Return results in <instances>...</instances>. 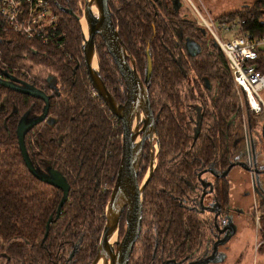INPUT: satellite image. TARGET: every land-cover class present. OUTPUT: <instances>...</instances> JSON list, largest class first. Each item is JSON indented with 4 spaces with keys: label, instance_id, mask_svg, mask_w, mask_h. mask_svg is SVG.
<instances>
[{
    "label": "trees",
    "instance_id": "trees-1",
    "mask_svg": "<svg viewBox=\"0 0 264 264\" xmlns=\"http://www.w3.org/2000/svg\"><path fill=\"white\" fill-rule=\"evenodd\" d=\"M79 2L80 0H57L56 4L53 1L67 35L63 44L43 47L18 36H14L12 42L0 43V76L12 75L21 86L32 85L51 95L46 120L25 133L30 160L40 174L47 172L49 167L56 169L71 185L70 200L63 206L60 217H56V210L62 199L61 191L40 181L31 173L25 164L17 135V127L22 119L33 121L43 114L45 101L0 85V239L14 242L10 250L18 258V262L22 263H25L28 240L31 239L34 244L43 239L51 215L54 221L47 242L59 222L62 224L61 228H65L67 223L73 221L81 229L86 227L87 241L90 238L89 231L94 230L93 242H99L106 222V207L122 156L121 121L111 114L93 90L84 67L83 32L76 17L83 13ZM61 4L73 10L75 15L60 9ZM109 4L120 36L142 77L147 68L146 51L148 48L150 50L153 61L150 82L152 91L157 88L162 92H174L170 89L174 85L170 80L175 77L179 85L190 79L193 71L200 72L201 76H215L216 79L221 76L230 77L226 60L212 35L204 26L201 30L199 22L193 21V25L184 23L170 0H165L161 8L147 0H109ZM219 18L227 21L245 19L247 29L263 34L264 0L256 1L240 12L216 19ZM187 38L202 42V52L196 56L180 52L181 47L185 48ZM95 41L103 80L114 98L123 102L126 97L123 78L102 37L97 35ZM30 45L34 47V52L29 50ZM25 52L28 53L26 56ZM26 58L33 66L49 70L52 87L41 86L47 83V79L38 81L25 76L31 69L22 64V60ZM253 63L264 73V49L259 50V56ZM222 83L224 97H233L235 87L232 92L227 82ZM232 114L235 117L239 114L241 134L243 117L251 127L257 124L255 114L243 109L237 113L230 107L224 116V127L227 126L228 118L234 117ZM171 117L173 113L165 114L168 121ZM146 169L147 165L139 176V181L143 180ZM160 182L162 180L158 181L154 173L143 194L144 213H154V218L160 225V241L165 244L174 241V246L182 244L180 248L184 249L186 245L183 238L190 235V245H197L198 221L194 217H187L184 206L173 197L174 194L169 195L166 191L161 199L158 198L156 190ZM231 195V186L227 180L217 182L216 196L222 206L229 205ZM258 210L264 222V198L260 201ZM253 224L255 226V221ZM125 225L123 217L120 222L121 235L124 234ZM142 240V248L148 249L152 238ZM258 250L264 252V244ZM150 251L143 254L144 257L147 256L145 262L150 260ZM96 252L97 248L93 254ZM137 252L138 248L132 259L137 256Z\"/></svg>",
    "mask_w": 264,
    "mask_h": 264
},
{
    "label": "flooded vegetation",
    "instance_id": "flooded-vegetation-1",
    "mask_svg": "<svg viewBox=\"0 0 264 264\" xmlns=\"http://www.w3.org/2000/svg\"><path fill=\"white\" fill-rule=\"evenodd\" d=\"M53 1L56 3L57 0H52V3ZM147 1L161 8L165 0ZM199 1L201 7H207L216 13L214 6L210 4L212 6L210 7L209 3H205L203 0ZM170 2L176 12L179 13L181 20L186 24L193 25L192 8L194 7H192L189 0H170ZM60 7L65 8L62 4ZM175 22H178V20ZM199 28L203 30V26L200 24ZM202 44V42L187 38L184 43L185 48L181 47L180 52L196 56V54L202 52ZM144 77L141 76L142 79ZM221 77L216 79L215 76H201L200 72L193 71V74L189 77L190 79L179 85L176 78L173 77L170 81L174 85L170 89L174 92H162L158 91L157 88L152 91L149 83V95L156 121V132L152 135V141L147 139L144 143V154L139 176L146 165L147 169L140 183L147 178L151 162L154 159L153 175L154 173L157 175L158 181L162 180L156 190L158 198L161 199L163 192L166 191L169 195L174 194L173 197L184 206L187 217H194V220L198 221L196 223L199 228L197 234L198 242L197 245L192 247L190 245L191 236L188 235L183 238L186 246L181 249L182 244L178 247L174 246V241L171 244L170 242L165 244L162 240L160 241V225L157 224L154 213L149 214V211L144 213L143 206L142 231L136 241L128 264H193L197 261L209 259L213 255L214 244L226 239L229 235L228 229L223 232L221 230L231 225L236 227L235 234L228 243L219 246L218 256L215 259L217 263L210 264H218L226 259L227 253L223 248L226 245L228 246L236 236L237 225L228 209L230 203L228 206H222L217 200L216 184L223 180H227L230 184L227 175L232 172L235 166H240L238 164L240 161L246 162V166L257 167L264 172V140H262L261 133H259V140L250 138V147L255 150L248 157L240 156V151L245 147L244 140L246 136L244 133L243 135L240 133L239 114L236 117L232 114L234 117L228 118L227 126L224 127L223 123L225 113L230 110V107L238 113L241 106L235 97L236 93L233 94V97H227V99L224 97L222 82H227L229 89L232 88V92L233 82L231 76L228 78ZM46 79L47 83L41 84V86L52 87L51 77L47 76ZM49 96L51 98V95ZM125 101L126 97L123 102ZM167 112L173 113V117L170 118L171 123L165 118ZM140 138H142V135ZM230 166L232 168L229 173L226 176H222L229 170ZM47 169V172H43V176H49L52 170L58 171L50 167ZM208 172L215 178V181L203 178V174ZM250 174L256 201L258 194L264 196L261 192L262 181L260 180L259 184L254 177L255 175ZM260 177L264 181V174H261ZM203 180L208 184L207 188L203 187ZM59 190L63 198V191ZM70 192L67 202L70 200ZM204 193L206 195L202 199ZM208 194H212L213 199L209 205H206L205 200ZM161 203L162 201H160ZM207 212H210L209 216ZM61 213L62 209L58 214L57 208L56 217H60ZM125 215L126 210L122 218H125ZM53 221L54 218L51 215L47 221L42 240L34 244H32L31 239L28 240L27 251H25V263L18 262V258L10 250V246L14 243L13 241L0 239V264H93L97 258L100 244V240L98 243L93 242L95 231H89L90 238L87 241L85 226L81 229V226L77 225L76 221H73L67 223V227L61 228L62 224L59 222L53 230L49 242H47ZM48 223L50 224L49 229L47 228ZM123 235L120 234L119 239H122ZM146 237L152 238V242L148 245V249L147 247L143 249L142 239ZM119 239L115 237L113 241L111 240L115 250H117ZM95 248H97V252L93 254ZM136 248H138L137 256L132 259ZM147 251L151 252V257L148 262H145L147 256L144 257L143 254ZM110 262L111 259L109 258L108 264Z\"/></svg>",
    "mask_w": 264,
    "mask_h": 264
},
{
    "label": "water",
    "instance_id": "water-1",
    "mask_svg": "<svg viewBox=\"0 0 264 264\" xmlns=\"http://www.w3.org/2000/svg\"><path fill=\"white\" fill-rule=\"evenodd\" d=\"M83 2L84 8L82 10V16L76 15V17L80 21L81 26L82 19L84 18L88 29V36L86 37L82 26L84 67L93 90L103 100L111 114L121 121L123 130L120 165L110 200L106 207V223L101 234L98 255L93 264H99L101 262H103V264H108L109 258L111 259L110 264H128L136 241L140 237L142 231V196L146 184L153 175L154 159L151 162L150 172L147 178L140 183L139 173L144 154V143L147 139L152 141V135L156 132V121L149 95V83L153 75L152 55L148 48L146 51L147 68L145 77L142 79L137 71L133 56L127 51V46L121 39L119 30L113 19L109 0H83ZM93 5H95V7H93ZM60 9L75 15L74 11L69 8L60 7ZM97 35H100L104 40L107 50L116 63L123 78L127 91L126 101L123 103L118 102L114 98L103 80L97 56L95 41ZM94 61L97 62L98 68H94ZM0 85L45 101L46 106L43 114L33 121L22 119L17 127V135L25 164L31 173L40 181L58 187L63 191V198L58 207L59 214L63 205L68 200L71 186L67 179L58 171L52 170L49 176H43L37 172L30 160L25 144L26 131L46 120L49 113L51 98L40 88H36L32 85L21 86L19 81L12 75L0 76ZM141 135L142 138H140ZM261 136L262 140H264V122ZM254 150L255 149H252L247 142L245 143V147L240 151V156L248 157ZM238 164L252 173V175H255L254 177L259 184L260 180L262 181L261 192L264 194V181L260 177L264 172L260 171L257 167L246 166L247 163L244 161H240ZM231 168L232 166H230L229 170L222 174V176H226ZM202 184L204 188H207L208 184L204 180ZM205 195L206 193H204L202 199ZM125 210L126 229L122 239H119L120 222ZM49 227L50 224L48 223L47 228L49 229ZM227 229L229 230L228 237L214 244L212 257L203 261H197L193 264L217 263L215 259L218 256L219 246L229 242L235 234L236 227L229 225L226 229L224 228L221 231L223 232ZM114 236L119 239L117 242V250H115L111 243Z\"/></svg>",
    "mask_w": 264,
    "mask_h": 264
},
{
    "label": "built area",
    "instance_id": "built-area-1",
    "mask_svg": "<svg viewBox=\"0 0 264 264\" xmlns=\"http://www.w3.org/2000/svg\"><path fill=\"white\" fill-rule=\"evenodd\" d=\"M195 11L200 18V25L208 30L222 52L240 99L242 95L245 100L242 103L241 99V109L255 114L256 125H263L264 73L253 62L258 58L259 50L264 49V33L256 34L247 29L245 19H223L224 21L215 22L211 17L203 18L197 8ZM14 36L43 47L59 46L67 38L61 15L54 8L52 0H0V43L12 42ZM33 48L30 45L29 50L34 52ZM26 54L28 53L25 52L24 56ZM246 122L244 141L250 145V124L247 122V127ZM259 204L260 200H256L253 205L258 247L264 244V222L258 210Z\"/></svg>",
    "mask_w": 264,
    "mask_h": 264
},
{
    "label": "rangeland",
    "instance_id": "rangeland-1",
    "mask_svg": "<svg viewBox=\"0 0 264 264\" xmlns=\"http://www.w3.org/2000/svg\"><path fill=\"white\" fill-rule=\"evenodd\" d=\"M205 3H209V6H214L216 8L215 11H211L207 7H201L200 1L189 0L192 7L197 8L202 17L208 19L207 17H211L215 22H219L221 18L218 20L216 18L223 17L226 14H231L235 12H240L242 9L252 6L256 1L259 0H203ZM83 0H80L79 7L84 8ZM212 6H211V5ZM194 12L193 21L200 23V18L196 13L195 9L192 8ZM203 9V10H202ZM222 21H224L222 19ZM264 21V19H263ZM217 25V24H216ZM216 42V41H215ZM24 61L22 60V64L30 69V72H26L25 76L30 77L35 80H44L47 78L49 70L43 67L33 66L31 61L26 58ZM190 81V80H189ZM234 87V86H233ZM237 101L241 103L245 102L243 96L234 88V94ZM264 98V92H263ZM248 127V123L246 122ZM262 125H256L253 127H248V135L252 139L259 140V133H261ZM243 131L245 128V120L243 117ZM251 174L244 169L242 166H235L230 174L227 175V178L231 184V201L228 206L229 212L232 215V218L235 220V224L237 225V233L236 236L231 240L226 248L223 250L226 251L227 256L224 261L218 264H264V252H259V247L256 244L257 231L256 225L254 226L253 214L255 199H254V191L252 190V183L250 180ZM203 178L209 179V181H215V178L208 172L203 174ZM213 199L212 194H208L205 200L206 205H209ZM210 212H207L209 216ZM116 237V236H115ZM103 264V262H101Z\"/></svg>",
    "mask_w": 264,
    "mask_h": 264
},
{
    "label": "bare ground",
    "instance_id": "bare-ground-1",
    "mask_svg": "<svg viewBox=\"0 0 264 264\" xmlns=\"http://www.w3.org/2000/svg\"><path fill=\"white\" fill-rule=\"evenodd\" d=\"M93 7H95V5H93ZM82 26H83L85 36L87 37L88 36V29H87V25H86L84 18L82 19ZM93 66H94V68H98L96 61H94ZM114 238H115V236L113 237L112 241L114 240ZM99 264H101V263H99Z\"/></svg>",
    "mask_w": 264,
    "mask_h": 264
},
{
    "label": "crops",
    "instance_id": "crops-1",
    "mask_svg": "<svg viewBox=\"0 0 264 264\" xmlns=\"http://www.w3.org/2000/svg\"><path fill=\"white\" fill-rule=\"evenodd\" d=\"M242 135H243V134H242ZM263 198H264V196H260V195L258 194V198H257L258 201H259V200L262 201ZM222 261H223V260H222ZM222 261H221V262H222Z\"/></svg>",
    "mask_w": 264,
    "mask_h": 264
}]
</instances>
